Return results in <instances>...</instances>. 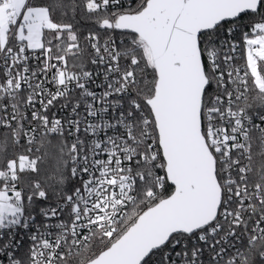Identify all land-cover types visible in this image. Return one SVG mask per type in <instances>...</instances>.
<instances>
[{"label":"snow or ice","instance_id":"1","mask_svg":"<svg viewBox=\"0 0 264 264\" xmlns=\"http://www.w3.org/2000/svg\"><path fill=\"white\" fill-rule=\"evenodd\" d=\"M0 264H264V0H0Z\"/></svg>","mask_w":264,"mask_h":264},{"label":"trees","instance_id":"2","mask_svg":"<svg viewBox=\"0 0 264 264\" xmlns=\"http://www.w3.org/2000/svg\"><path fill=\"white\" fill-rule=\"evenodd\" d=\"M82 24H83L84 27H87L88 26L85 22H82Z\"/></svg>","mask_w":264,"mask_h":264}]
</instances>
